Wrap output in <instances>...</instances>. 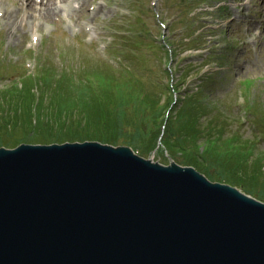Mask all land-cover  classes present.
I'll use <instances>...</instances> for the list:
<instances>
[{
	"label": "water",
	"instance_id": "1",
	"mask_svg": "<svg viewBox=\"0 0 264 264\" xmlns=\"http://www.w3.org/2000/svg\"><path fill=\"white\" fill-rule=\"evenodd\" d=\"M0 264H264V201L126 144L0 145Z\"/></svg>",
	"mask_w": 264,
	"mask_h": 264
},
{
	"label": "rangeland",
	"instance_id": "2",
	"mask_svg": "<svg viewBox=\"0 0 264 264\" xmlns=\"http://www.w3.org/2000/svg\"><path fill=\"white\" fill-rule=\"evenodd\" d=\"M147 1L88 0L84 6L85 12L78 14V17L71 18L74 21L72 22L73 28L79 29L74 36V32L66 22L63 20L59 22L53 18V14H57V11L48 18L41 17L39 22L35 19L38 12H32L34 21L27 23L23 20L20 23L21 13L29 9L31 0L26 2L25 9L19 0H2V6L5 9H10L12 14L9 18L3 17L0 30V58H2L0 61V87L12 84V78L21 71L22 59L25 56L31 57L24 63L29 68L34 67L35 73L41 61L46 67L54 68L53 70H59L71 64V59L61 53L63 47L69 48L77 61H97L101 71L108 70L111 66L107 63H115L118 55L107 53L106 50L99 53L94 48L97 46V49L102 51L100 44L106 45L111 37L108 31L112 32L117 26L133 31L131 35L120 34L122 36L114 40L116 42L119 39L120 42L117 43L121 44L118 50L126 55L127 63L135 69L143 68L145 64L150 70L147 79H159L163 76L160 73L159 65L162 52L158 45L159 51L147 43L153 44V40L157 41L161 34L163 37L161 44H164L168 56L167 61H169L170 70L167 69L166 73L175 84L173 94L165 99V101L169 100L166 101V104L172 105L174 101L179 104V98L190 102L189 98L195 96L197 111L193 116V121L200 127L197 152L201 153L196 154L195 146L191 142H188L184 148H178L175 145L174 137L180 138L178 133L179 129H182L176 119L171 121V136L169 130L167 136L166 132L162 133L163 120L160 118L152 121L150 125L138 120V128L143 132L140 134L134 132L137 122L133 117L135 107L132 102L127 103L129 108L127 112H120L124 116L121 117V124L117 125L116 130L108 133L101 131L103 135L97 136L96 139L100 142H107L108 138L111 140L108 143L114 145L129 144L132 148L137 149V153L163 164L174 160L182 165L195 166L210 180L228 183L242 192L264 201V0H250L247 3L241 2L242 0H205L207 3L202 7L196 6L198 0H149L153 5H149L150 7ZM220 3L221 7L218 8ZM13 4H16L17 7ZM17 8L18 17L14 19V10ZM68 8L69 4L67 3L60 5V10L68 11ZM180 10L183 12L180 13ZM186 14L191 15L189 20L194 19L193 30L187 33L181 32L182 30H172L176 26L179 29H185L189 25L185 22ZM228 15H234V18L227 20ZM166 18L172 19L169 22L173 21V24L163 27L161 19L164 21ZM81 21H85L91 26L88 36L98 35L96 39L91 42L84 40ZM198 21L199 23L196 24ZM108 22L112 26L105 28L104 26ZM53 24H55V28L52 29L50 27ZM165 24L169 25L167 22ZM34 26L38 27V30L35 29L30 33L29 29ZM147 27L157 35L148 34V37L143 36L144 38L142 35H138L141 34L142 28L146 29ZM256 28L260 30L259 35L255 33ZM33 36L39 37V41L33 39V43H30L33 46L28 49L24 48L23 40L29 41ZM241 36H244L243 40ZM230 39H233L234 42H229ZM227 42L229 43L227 44ZM124 43L130 44L128 49L125 48ZM225 43L228 48L227 45L224 46ZM123 45L124 48L121 51ZM192 45L201 47L200 52L185 55L179 52ZM115 72V74L120 72L117 79L108 75L114 79L111 80L114 91H126L129 87L125 83H133L126 78L121 69L115 70ZM54 75L58 76V73H54ZM107 83L110 84L109 79ZM64 86L65 83L63 88ZM162 86H164L162 90L172 89L168 85ZM97 95L102 96V93ZM149 97L151 98V94ZM108 103V101L99 100L100 107L106 106ZM158 104L160 103L158 102ZM0 108V114L4 110L8 112L5 106L0 105ZM172 113L174 116L173 111ZM38 115L35 112L40 132L35 133L37 127L33 128L26 124L27 129H30L27 130L28 137H22L15 141L14 133H4V135H0L5 137L2 141L0 140V145L12 147L20 141L49 143L83 140L65 136L59 138L55 135L42 137L43 133L50 134V131L48 132V129L46 130L40 125L42 120L38 121ZM142 115L143 111L140 112V117ZM164 117H167V113H164ZM115 119H117L116 116ZM14 121L17 122L15 119ZM20 122L24 123L22 120ZM0 124L4 125V122L1 121ZM0 128L3 131V127L0 126ZM99 129L102 128L99 127ZM16 130V133L19 134L20 129L16 128ZM253 135L263 138L255 140ZM208 136L217 139V143L214 145L221 147V155L213 156L212 149L211 151L203 149L204 144H207ZM165 139L167 143L164 141ZM222 141L224 142L221 143ZM241 147L246 148L247 152L245 154L247 156L242 160H240L242 157L235 154L237 148ZM228 148L232 149L225 153Z\"/></svg>",
	"mask_w": 264,
	"mask_h": 264
},
{
	"label": "trees",
	"instance_id": "3",
	"mask_svg": "<svg viewBox=\"0 0 264 264\" xmlns=\"http://www.w3.org/2000/svg\"><path fill=\"white\" fill-rule=\"evenodd\" d=\"M42 70L49 72H44L43 75L38 73L36 77L24 78V80L19 84L14 83L12 85L0 88L1 99L7 102L14 111V113L8 116L9 119L13 120L18 117L17 121H19V119L21 120V117L23 116L25 119H27L28 123H31V112H33L32 104H35V109L40 111L46 102L44 97L47 96V91H45L44 95L41 93L36 98V102H34L35 97L31 90L32 81L39 80L38 85L40 86L41 84L44 88L46 84L50 83L53 79L57 80V87L61 88V93L57 94L56 99L57 103L59 105L61 104V108L55 111L53 110L50 114L45 115L41 119L42 122H40V125L43 126L44 129H48V132L50 131V134H47V132L43 133V135H41L42 137L55 135L59 138L65 136L67 138L74 139H96L97 136L103 135L102 132L108 133L110 131L113 132L116 130L117 125L121 124V117L123 118L124 116V114L120 113L121 111H119V109L128 107L127 103L132 102L133 106L135 107V114L133 117L137 122L134 132L138 134L143 132L142 129L138 128L139 122H144L150 125L152 121L160 118L163 120V128L164 132H166V136L168 130L171 132V136V121L176 119L182 129H179L178 133V135L180 134V138H178V136L174 137L176 141L175 145L178 148H184V146H187L188 142H191L195 146L196 154L198 155L201 153L197 152V139L200 127L193 121V116L197 111V102L194 95L189 98L191 99L190 102H185L183 99H181V103L179 105H177V103L172 105L166 104V101H169L168 99L165 101V103H162L163 101H161L160 104H158V93L161 91V88L159 87L157 90H155V88L153 89L148 86L147 92L140 93L132 85L125 83L129 87L126 91H114V86H112L113 83L111 82V80L114 79L110 76H103L102 74L108 75L103 71H100L97 74V71L95 72L96 79L93 83H89L90 87H88L85 83L74 82L67 76H63L62 78L55 76V72L53 68H50V66L41 67V71ZM39 76L41 79L37 78ZM108 79L110 80V84L107 83ZM140 82L141 81L139 80V83ZM64 83L65 86L63 88ZM99 84H101V88L97 87ZM101 91L102 96L98 97L96 93ZM150 94L151 98L149 97ZM53 96L54 92H50L49 98L51 99ZM112 98L115 100L113 104L110 102L106 106H99V100H111ZM141 111H143V115L140 117ZM172 111L174 112V116ZM164 113H167L166 118L164 117ZM115 116L117 119H115ZM22 124L26 127V124ZM0 126L3 127L1 124ZM39 127L40 126H37L35 133L40 132ZM99 127L102 129L100 130ZM15 130L16 129L14 127L11 129L9 124H7V126L4 128L5 133L13 132ZM27 130L30 129L28 128ZM26 134H28L27 131ZM20 137L21 136L17 137L16 139ZM107 140L103 141H111L108 138ZM164 141L167 143L166 139ZM147 142H149V140H147ZM223 142L224 141L221 143ZM216 143L217 139L215 137L208 136L207 144H204L203 149L209 151L212 149L213 156H219L221 155V147L214 145ZM231 149L232 148H228L225 153ZM236 153L237 156L242 157L240 160L245 159L247 156L245 155L247 152L246 148L244 147L239 149L237 148L235 154ZM234 168L232 169L235 170ZM247 189L250 190L249 188Z\"/></svg>",
	"mask_w": 264,
	"mask_h": 264
},
{
	"label": "bare ground",
	"instance_id": "4",
	"mask_svg": "<svg viewBox=\"0 0 264 264\" xmlns=\"http://www.w3.org/2000/svg\"><path fill=\"white\" fill-rule=\"evenodd\" d=\"M2 1V0H1ZM26 2H28L27 0H25ZM42 2V0H41ZM17 7L16 4H13ZM96 5V4H95ZM29 9L24 11L23 13H21V18H19L20 23L25 20L27 23H31L32 21H34L33 17H32V12L36 13L38 12V14L42 15L43 18H48L55 9H58L57 6V2L55 0H45V2H42L41 4H39V7L33 6L32 2L30 3V6H28ZM18 8L14 10V19H17L18 17ZM12 14V11L10 9H7V13H6V18H9ZM39 22V20H38ZM66 22V21H64ZM52 24V22H50ZM50 28H55V24H53V26H51ZM86 70L88 72H96V71H100V64L97 61H91L89 62L86 67L84 69H82V71L80 72V78H86L87 76L83 74V71ZM103 76H108L105 74H102ZM66 76V75H64ZM115 102V100H113V98L111 99V104H113ZM125 110V111H124ZM129 110L128 107H125L124 109L120 108L119 111L121 112H127ZM118 145V144H117ZM114 146V144H113Z\"/></svg>",
	"mask_w": 264,
	"mask_h": 264
}]
</instances>
